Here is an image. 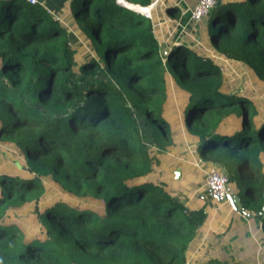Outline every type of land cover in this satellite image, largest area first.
<instances>
[{
  "label": "trees",
  "instance_id": "16d2710c",
  "mask_svg": "<svg viewBox=\"0 0 264 264\" xmlns=\"http://www.w3.org/2000/svg\"><path fill=\"white\" fill-rule=\"evenodd\" d=\"M123 1H71L90 49L78 52L42 6L0 4V150L17 161L0 167V264H186L205 213L156 172L183 133L245 209L264 205V101L227 88L201 47L161 45L174 2ZM192 23L264 86V0H216ZM168 76L186 101L175 133L160 99Z\"/></svg>",
  "mask_w": 264,
  "mask_h": 264
},
{
  "label": "crops",
  "instance_id": "0c3cea01",
  "mask_svg": "<svg viewBox=\"0 0 264 264\" xmlns=\"http://www.w3.org/2000/svg\"><path fill=\"white\" fill-rule=\"evenodd\" d=\"M69 1L38 0L40 6L70 32L69 26L72 24L66 18ZM155 5L153 3L150 8H145L147 12L144 15L150 13L151 16ZM182 8L185 9L184 6ZM170 37L166 38L167 41ZM161 41L164 40L161 38ZM174 41H179L176 35ZM180 128L181 131L184 129L183 124ZM177 141L172 151L161 158L156 172L163 176L171 192L183 201L188 212L202 210L205 213L189 245L186 264H264V205L260 211L245 209L235 190H232V195L236 198L237 209L228 200L218 202L206 188V177L210 170L221 169L211 162L201 160L195 137L183 133ZM259 160L264 174V153L259 156ZM177 171L178 178L175 177Z\"/></svg>",
  "mask_w": 264,
  "mask_h": 264
},
{
  "label": "rangeland",
  "instance_id": "374dc122",
  "mask_svg": "<svg viewBox=\"0 0 264 264\" xmlns=\"http://www.w3.org/2000/svg\"><path fill=\"white\" fill-rule=\"evenodd\" d=\"M71 1H69V10L67 11V19H71ZM116 1V0H115ZM156 0L155 2H157ZM170 2H174V5L180 8L178 18H163V21H160V35L162 40L161 45L165 46L168 37L172 35H176V39L180 40L183 39L184 41H187L190 46H197L201 47L205 54H209L210 57L215 61L217 65L220 66L223 73V83L229 87V89H232L234 91H240L241 93H246L252 96L256 100H264V93H260V90L264 92V86L260 84L254 76L241 64H237L233 61L227 60L223 57L218 56L214 53V51L211 49V51H208L206 47L201 43L200 39L198 38V33L196 31L195 25L190 23L188 21V10L190 7L194 5V0H192V4L188 2L187 0H169ZM154 2V3H155ZM167 1L161 2V7L163 6ZM2 4V3H0ZM19 6H26L27 3L25 2H19L16 3ZM185 7L182 8L183 6ZM149 15V14H148ZM73 19V18H72ZM46 22L49 24H55L58 26L63 25L62 23L58 22V20L54 19V16L52 15H46L45 18ZM57 21V22H55ZM73 21V20H72ZM71 22V21H70ZM73 23V22H72ZM64 26V25H63ZM76 28H78V25H74ZM69 29L71 30L69 32V44L74 48L75 52L80 51V47H83L84 50L87 49L90 51L89 46L86 45L85 42L81 40L79 35L75 32L73 27L70 25ZM169 81V84H168ZM182 93H180V89L173 85V83L170 81V78L168 76L167 80H165V86L163 88V93L160 96V99L162 100L164 111H163V117L166 119V121L170 125V130L172 133L176 132V118H175V112L174 110L176 108L179 109V111L183 115V110L185 108L186 101L185 99L181 98ZM195 126V125H194ZM0 148H2L0 146ZM6 155L3 154V152L0 150V167L3 165H10L14 164L16 159H12V157L9 155V152L7 150Z\"/></svg>",
  "mask_w": 264,
  "mask_h": 264
},
{
  "label": "built area",
  "instance_id": "2783aa9c",
  "mask_svg": "<svg viewBox=\"0 0 264 264\" xmlns=\"http://www.w3.org/2000/svg\"><path fill=\"white\" fill-rule=\"evenodd\" d=\"M5 1H19L25 2L29 5H40L38 0H0V3ZM216 0H198L194 7L189 10L190 21L197 23L201 19L205 18L209 11L215 6ZM148 19H152V16L145 15ZM206 188L210 195L218 202H225L228 197L233 194L229 184L228 178L224 173L218 169H212L208 172L206 177ZM264 200V191H263Z\"/></svg>",
  "mask_w": 264,
  "mask_h": 264
},
{
  "label": "water",
  "instance_id": "95a60500",
  "mask_svg": "<svg viewBox=\"0 0 264 264\" xmlns=\"http://www.w3.org/2000/svg\"><path fill=\"white\" fill-rule=\"evenodd\" d=\"M122 6H124V5H122ZM126 7V6H125ZM131 9V8H130ZM131 10H133V9H131ZM133 11H135V10H133ZM218 168H220L221 169V171L224 173V175L228 178L229 177V174H228V172H226V170L224 169V168H221L220 166H218ZM178 174H179V171H177L176 173H175V177L176 178H178ZM235 196L234 195H231V196H229L228 197V201H229V203L231 204V205H233L234 206V208H236V202H235ZM237 209V208H236ZM245 214L246 215H248V212H245Z\"/></svg>",
  "mask_w": 264,
  "mask_h": 264
},
{
  "label": "bare ground",
  "instance_id": "6f19581e",
  "mask_svg": "<svg viewBox=\"0 0 264 264\" xmlns=\"http://www.w3.org/2000/svg\"><path fill=\"white\" fill-rule=\"evenodd\" d=\"M116 1H119V0H116ZM123 1V0H122ZM118 3V2H117ZM118 4H120V3H118ZM125 5V2L123 1V3H122V5ZM136 12V11H135ZM137 13H139V12H137ZM141 14V13H140ZM150 14V13H149ZM144 15V14H143Z\"/></svg>",
  "mask_w": 264,
  "mask_h": 264
},
{
  "label": "clouds",
  "instance_id": "9594fccd",
  "mask_svg": "<svg viewBox=\"0 0 264 264\" xmlns=\"http://www.w3.org/2000/svg\"><path fill=\"white\" fill-rule=\"evenodd\" d=\"M118 5H121L122 6V4H118ZM143 15V14H142ZM144 17H146L145 15H143ZM147 18V17H146Z\"/></svg>",
  "mask_w": 264,
  "mask_h": 264
}]
</instances>
